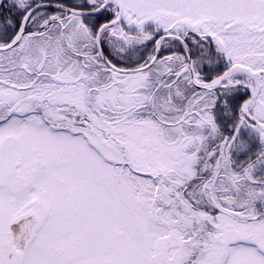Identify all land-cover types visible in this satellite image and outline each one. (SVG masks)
Returning <instances> with one entry per match:
<instances>
[{
    "label": "snow or ice",
    "instance_id": "1",
    "mask_svg": "<svg viewBox=\"0 0 264 264\" xmlns=\"http://www.w3.org/2000/svg\"><path fill=\"white\" fill-rule=\"evenodd\" d=\"M0 264H264V0H0Z\"/></svg>",
    "mask_w": 264,
    "mask_h": 264
}]
</instances>
